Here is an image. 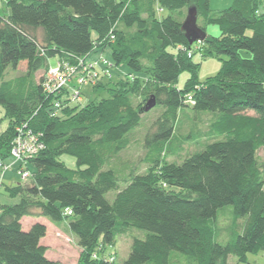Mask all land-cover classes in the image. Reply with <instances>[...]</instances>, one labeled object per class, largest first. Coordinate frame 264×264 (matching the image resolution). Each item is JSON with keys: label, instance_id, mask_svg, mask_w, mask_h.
<instances>
[{"label": "trees", "instance_id": "16d2710c", "mask_svg": "<svg viewBox=\"0 0 264 264\" xmlns=\"http://www.w3.org/2000/svg\"><path fill=\"white\" fill-rule=\"evenodd\" d=\"M209 1L6 0L9 13L0 16V106L8 125L0 132V169L11 168L8 160L15 163L10 151L24 125L41 136L44 149L16 162L28 177L5 188L19 200L0 205V264H62L45 255L46 226L35 222L25 230V218L68 220L80 251L77 264H116L103 249L128 229L142 230L145 237L132 238L120 264H229V256L245 264L248 254L264 251V160L258 156L264 148V0H233L216 14ZM189 7L221 36L189 45L181 29ZM164 10L169 15L158 18ZM203 44L209 48L204 57L228 61L214 79L198 85L191 59L203 54ZM99 50L112 64L111 76L90 85L94 93L107 92V99L82 104L81 93L80 101H72L69 89L47 94L43 76L36 80L40 71L76 65ZM53 56L58 60L49 66ZM121 66L127 72L114 81L112 71ZM184 71L190 78L182 91L176 81ZM149 87L151 94L135 105L133 97ZM151 99L154 105L145 111ZM155 107L160 113L142 139L149 170L123 176L110 163ZM183 108L212 117L215 140L179 165L166 163V155L181 147L175 127ZM63 154L76 160L75 170L60 161ZM28 164L32 174L22 170ZM111 191L116 195L109 203L105 195ZM222 216L231 221L223 228ZM223 234L231 239L224 244L217 241Z\"/></svg>", "mask_w": 264, "mask_h": 264}, {"label": "rangeland", "instance_id": "374dc122", "mask_svg": "<svg viewBox=\"0 0 264 264\" xmlns=\"http://www.w3.org/2000/svg\"><path fill=\"white\" fill-rule=\"evenodd\" d=\"M233 4V0H210L209 1V9L211 14H216L220 11L226 10L230 8ZM259 11H264V2L261 3L259 7ZM9 13L6 0H0V16H7ZM158 18H164L169 15V12L164 10L160 15L156 14ZM185 16V15H184ZM184 19V18H183ZM197 24L204 27V31L206 35L212 37L213 39H218L221 36V32L218 27L215 25H205L201 18H198ZM204 52L203 54L196 53L194 54L191 62L196 66V75L194 77L195 83L198 85H203L207 81L214 79L218 74L221 73L224 64L228 61L226 56H217L213 54H209L204 57L205 52L209 51L207 45H201ZM175 54L174 50H168ZM94 55H104L106 56V52H101L100 50ZM92 55V56H94ZM242 56H246L245 53H242ZM58 57L53 56L47 59L48 64L55 65ZM24 71V68H21L19 72H15L14 74H10L11 76L19 75ZM114 75L112 76L114 81H116V77L118 74H122L127 72L125 66H121L120 69L112 71ZM44 74V71H40L36 75V80L39 81ZM190 78V74L188 72H181L176 81V87L179 90L184 91L187 85V82ZM151 88L142 89L139 91V94L133 97L134 104L142 103L144 97L151 94ZM81 100L82 104L86 102L94 101L98 102L102 99L108 98V93L105 91H100L94 93L93 87L90 84H85L80 87ZM160 113V107H155L152 111L143 115V119L140 122V125L132 131L129 135V145L128 147L116 155L110 166L114 167L117 170L123 169V176L126 175H136V174H144L149 170V166L143 162V158L145 155V150L142 145V139L149 127V124L152 120ZM203 113H195L191 110V108H183L178 113V121L176 123V133L175 135L178 137V143H180V149L177 154H168L165 157L166 163H172L175 165H179L183 162L186 157H190L193 154H197L203 150L205 145L213 140L215 137L211 134L209 130V123L212 120V117L209 115H200ZM8 125V120L5 117V111L2 106H0V132L6 129ZM259 160L262 162L264 160V148L260 149L258 152ZM60 161H62L66 167L69 169H76V160L69 155H61ZM6 165H10L11 168L0 169V205H14L18 202V198H10L6 194V187L15 186L18 183L22 182V178L19 171V163H14L11 160H8ZM28 169L32 174L34 172V166L32 164H28L27 167L23 166L22 170ZM105 169V168H104ZM28 184V183H25ZM124 184L120 183V186L123 187ZM116 195L115 191H111L105 195V199L111 203ZM228 211V210H227ZM45 222H48L54 225L58 230L54 228H50L49 236L44 241V243L48 246L49 253L48 255L57 260L62 264H77L80 257L79 248L73 239L74 237L70 233L68 229V220H63L61 222H52L46 218H43ZM231 222L226 219V216H222L220 218V224L223 226L228 225ZM226 223V225H225ZM227 229L228 228H225ZM227 232V231H225ZM53 236L49 242V237ZM145 237V232L138 229H128L127 232L116 238L115 244L113 246H107L106 249H103V253L106 257H112L116 264H120L122 261L126 260L130 251L132 238L143 239ZM55 239V240H54ZM230 237H227L226 234L221 235L217 238L219 243H226ZM54 240V241H53ZM105 251V252H104ZM177 262H180L176 259ZM229 264H237V260L234 256L228 257ZM181 264H190L189 261H182ZM245 264H264V251L254 255H247V262Z\"/></svg>", "mask_w": 264, "mask_h": 264}, {"label": "built area", "instance_id": "2783aa9c", "mask_svg": "<svg viewBox=\"0 0 264 264\" xmlns=\"http://www.w3.org/2000/svg\"><path fill=\"white\" fill-rule=\"evenodd\" d=\"M112 38V37H111ZM199 44V42H197ZM190 55V54H189ZM111 62L104 55L90 56L81 59L76 65L58 63L56 67L49 68L43 75L42 87L47 94H57L64 89H69L72 101H80V87L85 84H96L100 76L110 78ZM97 70H101L98 72ZM187 101L193 104L191 96ZM60 104H54L58 108ZM39 134L32 133L24 125L17 131L16 138L12 143L11 156L15 162H24L29 158L35 157L44 149V144L40 140ZM9 168L5 166L4 170ZM28 173H22L21 178L26 179ZM66 215H71L70 209L65 210Z\"/></svg>", "mask_w": 264, "mask_h": 264}, {"label": "water", "instance_id": "95a60500", "mask_svg": "<svg viewBox=\"0 0 264 264\" xmlns=\"http://www.w3.org/2000/svg\"><path fill=\"white\" fill-rule=\"evenodd\" d=\"M181 29L189 45L195 42H202L205 39L206 33L197 26V11L193 7L187 9V14L181 25ZM153 105L154 102L151 99L147 102L144 110L148 111Z\"/></svg>", "mask_w": 264, "mask_h": 264}, {"label": "crops", "instance_id": "0c3cea01", "mask_svg": "<svg viewBox=\"0 0 264 264\" xmlns=\"http://www.w3.org/2000/svg\"><path fill=\"white\" fill-rule=\"evenodd\" d=\"M49 66H52L51 64H49ZM35 222H40V223H43L45 226H46V229H47V232H46V236L42 239V241H41V243H42V245L43 246H45L46 247V249H47V251H46V257L48 258V259H51V260H55V259H53V258H51L49 255H48V253H49V249H48V246L44 243V241L47 239V237L49 236V232H50V228H54L55 230H58V228H56L54 225H52V224H50V223H48V222H45V220L43 219V218H38V219H32V218H25V219H23L22 220V224H23V227H24V229L25 230H27L33 223H35ZM53 236H50L49 238V242H50V240L51 239H53L52 238ZM55 240V239H54ZM53 240V241H54ZM57 261V260H56Z\"/></svg>", "mask_w": 264, "mask_h": 264}]
</instances>
